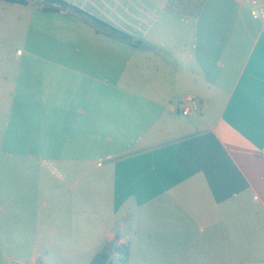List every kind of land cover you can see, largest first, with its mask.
<instances>
[{"label": "crops", "instance_id": "crops-1", "mask_svg": "<svg viewBox=\"0 0 264 264\" xmlns=\"http://www.w3.org/2000/svg\"><path fill=\"white\" fill-rule=\"evenodd\" d=\"M63 1L134 45L0 1V264L112 244L129 264H264V0ZM8 161L27 188L2 185Z\"/></svg>", "mask_w": 264, "mask_h": 264}, {"label": "rangeland", "instance_id": "rangeland-1", "mask_svg": "<svg viewBox=\"0 0 264 264\" xmlns=\"http://www.w3.org/2000/svg\"><path fill=\"white\" fill-rule=\"evenodd\" d=\"M26 167L24 166V163H20V162H14V161H8L5 165H2V170H6L7 171V176L6 178L1 180L2 185H7V186H14L17 188H27L28 185L30 184V178H28V175H26L24 173V171H26ZM47 212L45 211H40V221L41 223L43 221L47 220V216H46ZM64 214V212H63ZM65 215V214H64ZM66 216H68V213H66ZM21 216L15 217L14 220L16 222L18 221H25L20 219ZM31 233L35 234V225L31 227ZM58 242H56L57 244ZM48 244L44 243V242H38L37 243V249L40 253H43L45 251V246ZM2 245L4 246V249H21L25 254H23L24 257L28 258L32 251H35V239L33 241H23L21 243H17V242H4L2 243ZM61 245V244H60ZM63 245V244H62ZM75 245L77 246V243H75ZM63 247V249L65 250L64 252H66V254L64 256H60V259H54L55 261L58 260L55 263L58 264H69L72 262L76 263V264H90L89 263V257H86L84 254H76L73 259L72 258H67L65 257L66 255L72 253V252H76L74 250H72L68 245H63L61 246ZM98 250H101L102 247H98ZM58 256V255H57ZM117 255L113 254L112 255V260L114 262L117 261ZM42 260V259H41ZM40 260V262H41Z\"/></svg>", "mask_w": 264, "mask_h": 264}, {"label": "trees", "instance_id": "trees-1", "mask_svg": "<svg viewBox=\"0 0 264 264\" xmlns=\"http://www.w3.org/2000/svg\"><path fill=\"white\" fill-rule=\"evenodd\" d=\"M11 4H21L28 5L31 2H36L43 5L44 10H56L58 7H53V5H59L61 8L65 9L71 7L68 3L63 0H0ZM73 8L77 13H79L86 22L93 25L97 30L103 31L105 34L122 41H126L128 43L132 42V39L122 33L121 31L114 29L108 24L88 15L87 13L79 10L78 8ZM116 254L118 257L117 261L114 262L112 260V255ZM130 246L128 244L116 245L112 244L111 246H107L100 251H98L92 258L90 264H129L130 260Z\"/></svg>", "mask_w": 264, "mask_h": 264}, {"label": "built area", "instance_id": "built-area-1", "mask_svg": "<svg viewBox=\"0 0 264 264\" xmlns=\"http://www.w3.org/2000/svg\"><path fill=\"white\" fill-rule=\"evenodd\" d=\"M253 4H257L256 1H253ZM252 15L257 18L258 14L257 11H253ZM18 54H22V51H19ZM197 109V100L195 99V97L191 96V95H187L184 97L183 99V104L180 108L182 114L184 116H190L194 110Z\"/></svg>", "mask_w": 264, "mask_h": 264}]
</instances>
